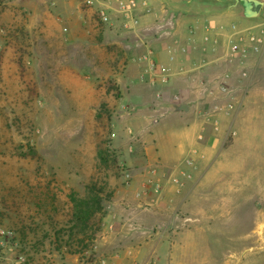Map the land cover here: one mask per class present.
<instances>
[{
    "label": "rangeland",
    "instance_id": "rangeland-1",
    "mask_svg": "<svg viewBox=\"0 0 264 264\" xmlns=\"http://www.w3.org/2000/svg\"><path fill=\"white\" fill-rule=\"evenodd\" d=\"M15 1L0 0V264H96L104 220L84 254L68 253L57 232L69 220L72 191L84 195L103 181L116 194L127 183L131 165L120 163L114 134L124 116L117 76L129 58L98 8L83 4L85 19L67 8L37 22L29 0ZM229 13L240 27L252 24L238 8ZM251 93L208 174L183 181L193 188L168 229V264H264V81ZM101 146L118 166L100 165Z\"/></svg>",
    "mask_w": 264,
    "mask_h": 264
},
{
    "label": "crops",
    "instance_id": "crops-1",
    "mask_svg": "<svg viewBox=\"0 0 264 264\" xmlns=\"http://www.w3.org/2000/svg\"><path fill=\"white\" fill-rule=\"evenodd\" d=\"M140 1L130 16L113 11L116 35L129 58L117 76L124 116L114 135L120 163L131 168L109 207L97 245V256L107 264H168V229L193 188L190 180L178 192L173 180L181 179L183 172L190 179L208 174L242 103L252 96L253 86L264 81V53L251 54L245 64L230 62L218 36L222 27L235 24L230 9L238 8L244 17L241 6L222 7V0ZM26 3L37 22L46 13L67 8L73 18L85 19L89 12L82 9V0ZM259 18L247 19L252 21L247 27L264 25ZM242 71L248 78H241ZM226 76L231 99L220 90ZM228 103L234 109L227 112ZM181 104L190 111L177 112ZM138 148L142 158L134 160ZM126 152L133 154L129 160Z\"/></svg>",
    "mask_w": 264,
    "mask_h": 264
},
{
    "label": "trees",
    "instance_id": "trees-1",
    "mask_svg": "<svg viewBox=\"0 0 264 264\" xmlns=\"http://www.w3.org/2000/svg\"><path fill=\"white\" fill-rule=\"evenodd\" d=\"M222 7L229 6L222 0ZM110 148H98V161L101 166L112 168L119 165L118 159ZM115 191L110 189L107 182H94L86 186L84 195L72 191L69 199L72 205L68 222L58 230L57 241L64 245L68 253L84 254L92 249L97 235L102 231L103 220L106 216L104 203L114 198ZM68 237L65 240L64 237Z\"/></svg>",
    "mask_w": 264,
    "mask_h": 264
},
{
    "label": "built area",
    "instance_id": "built-area-1",
    "mask_svg": "<svg viewBox=\"0 0 264 264\" xmlns=\"http://www.w3.org/2000/svg\"><path fill=\"white\" fill-rule=\"evenodd\" d=\"M82 2L88 8H98V16L101 21L105 25L111 26L114 24L113 11L120 15L130 16L131 13L139 8V2L137 0H82ZM218 36L226 44V55L230 62L245 64L251 54L260 55L264 53V25L241 28L234 24L230 27H222L218 32ZM206 41L209 42L210 39L207 37ZM248 75L249 73L247 71H242L241 78L246 79ZM227 81L228 76L220 83V90L223 96L231 99V87ZM233 109L234 105L228 103L226 111H232ZM186 179H190V176L183 172L181 179L175 178L173 180L178 192L183 190V181ZM96 264H107V260L100 258Z\"/></svg>",
    "mask_w": 264,
    "mask_h": 264
},
{
    "label": "water",
    "instance_id": "water-1",
    "mask_svg": "<svg viewBox=\"0 0 264 264\" xmlns=\"http://www.w3.org/2000/svg\"><path fill=\"white\" fill-rule=\"evenodd\" d=\"M236 6L239 5L243 9V15L246 19H255L259 17L262 8L264 7V1L262 0H235ZM177 112L190 111V107L187 104H181L176 107Z\"/></svg>",
    "mask_w": 264,
    "mask_h": 264
}]
</instances>
